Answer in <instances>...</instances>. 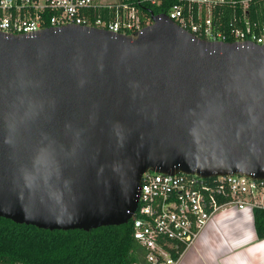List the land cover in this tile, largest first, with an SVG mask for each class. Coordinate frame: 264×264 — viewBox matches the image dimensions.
Here are the masks:
<instances>
[{"label":"water","instance_id":"95a60500","mask_svg":"<svg viewBox=\"0 0 264 264\" xmlns=\"http://www.w3.org/2000/svg\"><path fill=\"white\" fill-rule=\"evenodd\" d=\"M152 20L0 32L1 217L90 231L130 221L148 172L264 179V46Z\"/></svg>","mask_w":264,"mask_h":264},{"label":"built area","instance_id":"2783aa9c","mask_svg":"<svg viewBox=\"0 0 264 264\" xmlns=\"http://www.w3.org/2000/svg\"><path fill=\"white\" fill-rule=\"evenodd\" d=\"M159 4L162 0H142ZM169 17L200 39L264 46V25L246 15L230 21L226 31L217 29L210 14L196 22L185 14V5H222L229 0H177ZM186 2V3H185ZM247 0L243 1L246 8ZM116 8L115 21L92 17V10ZM201 13V12H200ZM147 20V19H146ZM130 0H0V32L5 35H35L44 28L68 24L133 34L151 23ZM152 20V19H151ZM228 204L240 209L264 210V179L240 174L200 177L188 174L148 172L143 175L138 206L133 213L134 239L144 248L149 264H177L214 213ZM183 249V250H184ZM181 255V254H180ZM1 264V263H0Z\"/></svg>","mask_w":264,"mask_h":264},{"label":"trees","instance_id":"16d2710c","mask_svg":"<svg viewBox=\"0 0 264 264\" xmlns=\"http://www.w3.org/2000/svg\"><path fill=\"white\" fill-rule=\"evenodd\" d=\"M96 3L101 0H94ZM117 2L119 0H107ZM229 0L222 5H185V14L196 22L209 14L217 29L226 31L235 17L246 15L264 25V0ZM177 0H162L159 4L130 0L141 13L143 21L152 22V13L168 14ZM186 3V2H185ZM116 8L92 10V17L115 21ZM201 12V13H200ZM146 20V21H147ZM259 238H264V210L255 208ZM184 247H181L183 251ZM181 253H174L178 258ZM1 264H149L144 248L134 239L132 221L122 225L101 226L90 231L49 230L35 225L16 223L0 216Z\"/></svg>","mask_w":264,"mask_h":264},{"label":"crops","instance_id":"0c3cea01","mask_svg":"<svg viewBox=\"0 0 264 264\" xmlns=\"http://www.w3.org/2000/svg\"><path fill=\"white\" fill-rule=\"evenodd\" d=\"M177 264H264L254 210L236 204L219 208Z\"/></svg>","mask_w":264,"mask_h":264},{"label":"bare ground","instance_id":"6f19581e","mask_svg":"<svg viewBox=\"0 0 264 264\" xmlns=\"http://www.w3.org/2000/svg\"><path fill=\"white\" fill-rule=\"evenodd\" d=\"M168 15V14H167ZM169 16V15H168ZM153 21V20H152Z\"/></svg>","mask_w":264,"mask_h":264}]
</instances>
